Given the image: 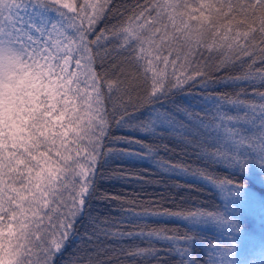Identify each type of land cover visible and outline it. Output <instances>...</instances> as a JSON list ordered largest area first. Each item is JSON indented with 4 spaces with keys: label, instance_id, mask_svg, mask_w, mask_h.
<instances>
[{
    "label": "snow or ice",
    "instance_id": "snow-or-ice-1",
    "mask_svg": "<svg viewBox=\"0 0 264 264\" xmlns=\"http://www.w3.org/2000/svg\"><path fill=\"white\" fill-rule=\"evenodd\" d=\"M253 177L264 0H0V264H264Z\"/></svg>",
    "mask_w": 264,
    "mask_h": 264
},
{
    "label": "trees",
    "instance_id": "trees-1",
    "mask_svg": "<svg viewBox=\"0 0 264 264\" xmlns=\"http://www.w3.org/2000/svg\"><path fill=\"white\" fill-rule=\"evenodd\" d=\"M247 182L249 183L253 191L257 193L264 192V188L261 187L259 181L255 177L248 180ZM197 187L199 188L200 186L197 185ZM155 190L156 189H149L150 192L155 191ZM159 190H162V189H159ZM116 191H120V189L117 188ZM175 191L176 190L173 191V194H175ZM179 191H182L185 195H189V194L199 195V197L202 200H207L209 203H211L213 199V196L210 191H200L198 193L196 191L188 190V189H180ZM217 203H220V201L217 200ZM257 215L259 217L258 212H257ZM260 222L263 223V220H260ZM241 224L244 227V229H246L249 232V234L257 241H259L261 238H264V230L260 229L259 227L255 228L254 225H252L251 222L249 221V215L246 216L245 221H242ZM69 251H71V249H69Z\"/></svg>",
    "mask_w": 264,
    "mask_h": 264
},
{
    "label": "rangeland",
    "instance_id": "rangeland-1",
    "mask_svg": "<svg viewBox=\"0 0 264 264\" xmlns=\"http://www.w3.org/2000/svg\"><path fill=\"white\" fill-rule=\"evenodd\" d=\"M247 215H249V221L251 222L252 225H254L255 228L259 227L260 229L264 230V220H263V223L260 222V220H262V219H261L260 215L258 217L257 212H245V213H243V215L241 216V222L245 221V218ZM243 229H244V227H243ZM244 231L249 234V232L246 229H244Z\"/></svg>",
    "mask_w": 264,
    "mask_h": 264
}]
</instances>
